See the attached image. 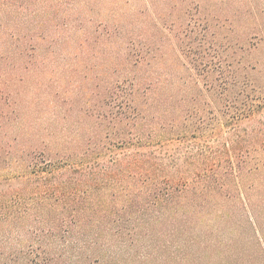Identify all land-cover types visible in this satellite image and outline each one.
Returning a JSON list of instances; mask_svg holds the SVG:
<instances>
[{"label": "trees", "instance_id": "obj_1", "mask_svg": "<svg viewBox=\"0 0 264 264\" xmlns=\"http://www.w3.org/2000/svg\"><path fill=\"white\" fill-rule=\"evenodd\" d=\"M36 1L0 0V264H264V32L187 21L193 84L141 68L147 44L122 69L74 53L61 97L44 67L81 0Z\"/></svg>", "mask_w": 264, "mask_h": 264}, {"label": "rangeland", "instance_id": "obj_2", "mask_svg": "<svg viewBox=\"0 0 264 264\" xmlns=\"http://www.w3.org/2000/svg\"><path fill=\"white\" fill-rule=\"evenodd\" d=\"M52 1L33 2L29 9L40 8L42 3L58 5ZM76 5L83 16L82 21L76 23L78 29L70 35L64 45H57L53 49L57 50L53 55L54 61L44 67L45 72L54 74L51 80L54 83L53 90L59 92L61 97V92L69 89L66 79L70 58L64 63V57H70L74 53L83 58L86 68L122 69L129 67V64L113 63L112 59L129 51L143 55L148 49L144 44H147L153 48L151 53H147L148 56L152 54L156 58L151 64L140 66L141 68L156 69L159 72L171 71L176 77L175 84L179 80H187V83L193 84L196 78L180 47V37L183 35L181 31L187 21L193 22L199 30L207 32L208 35L215 30L222 44L228 40L235 42L253 35L257 38L252 40H258L263 37L261 34L264 32V0H81L76 2ZM16 16H13V22L18 18ZM28 19L29 17H21L15 22L21 24ZM206 22L211 29H205ZM51 53L52 51H44V54ZM61 76L65 78L59 79ZM79 82L80 88H75V95L66 96L68 102L79 99H82L81 103L84 101L83 85L90 82H83L82 79ZM31 86L37 84L32 83ZM31 86L29 85V88ZM24 93V98L30 94ZM55 98L61 99L58 94ZM6 101L9 106H15L12 99ZM45 101L44 98L42 109L46 111L49 110V105L47 106ZM9 112V116L15 117L19 111ZM44 115L48 117L46 113L39 118L43 120Z\"/></svg>", "mask_w": 264, "mask_h": 264}]
</instances>
